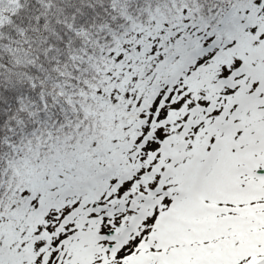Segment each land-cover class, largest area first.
I'll return each mask as SVG.
<instances>
[{"label": "snow or ice", "instance_id": "snow-or-ice-1", "mask_svg": "<svg viewBox=\"0 0 264 264\" xmlns=\"http://www.w3.org/2000/svg\"><path fill=\"white\" fill-rule=\"evenodd\" d=\"M0 264H264V0H0Z\"/></svg>", "mask_w": 264, "mask_h": 264}]
</instances>
